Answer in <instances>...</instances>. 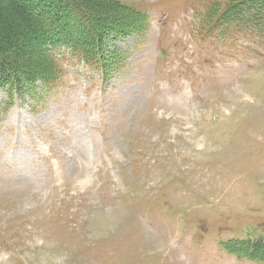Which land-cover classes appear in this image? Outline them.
<instances>
[{
    "label": "rangeland",
    "instance_id": "374dc122",
    "mask_svg": "<svg viewBox=\"0 0 264 264\" xmlns=\"http://www.w3.org/2000/svg\"><path fill=\"white\" fill-rule=\"evenodd\" d=\"M224 1L78 0L87 64L0 0V264H264L227 247L264 244V32Z\"/></svg>",
    "mask_w": 264,
    "mask_h": 264
},
{
    "label": "trees",
    "instance_id": "16d2710c",
    "mask_svg": "<svg viewBox=\"0 0 264 264\" xmlns=\"http://www.w3.org/2000/svg\"><path fill=\"white\" fill-rule=\"evenodd\" d=\"M11 2L10 5L12 6L11 9L14 15L16 14L18 20H21L26 25L27 31H30L32 34H38V42L45 45V47L54 46L57 48L61 46L69 48V51H73V56L76 55L79 58L78 60L87 64L91 60L93 62L100 60L97 57L94 46L97 42L103 44L104 38L98 34V26L92 22L91 15L81 6L78 0H11ZM216 7L214 11L211 8V16H209L211 17V21L216 25H235V29L239 30L240 33L252 30L264 32V0H225L224 3H217ZM8 11L5 8L3 9L0 4V26L6 24L8 21ZM71 19L75 20L77 25L72 29L73 32L69 33L67 23ZM140 23L139 21L137 24ZM19 28L18 25L8 28L11 29L10 31H14L10 33L5 27H1L0 80L5 77L7 81L8 70H13L14 65L6 61L7 56H5V50L1 46L3 44L8 45L9 41L12 42L13 38L18 37H15V35L20 31ZM54 28L57 29L58 33L56 36H51L52 33L50 31ZM69 29L71 30V27ZM46 34H49L50 37H44ZM40 36L43 37V39L41 38L42 40ZM45 51L47 50L45 49ZM3 62L7 70L1 66ZM14 62V66L20 67V60ZM227 247L229 248L228 251L238 258L264 263L263 243L253 242L249 239L235 241V245L231 247L227 245Z\"/></svg>",
    "mask_w": 264,
    "mask_h": 264
}]
</instances>
